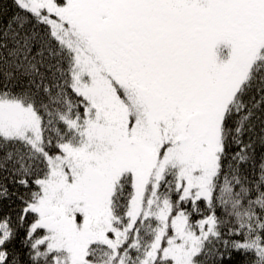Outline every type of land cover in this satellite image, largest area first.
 I'll use <instances>...</instances> for the list:
<instances>
[{
	"label": "snow or ice",
	"instance_id": "6c2138e0",
	"mask_svg": "<svg viewBox=\"0 0 264 264\" xmlns=\"http://www.w3.org/2000/svg\"><path fill=\"white\" fill-rule=\"evenodd\" d=\"M0 264H264V0H0Z\"/></svg>",
	"mask_w": 264,
	"mask_h": 264
}]
</instances>
